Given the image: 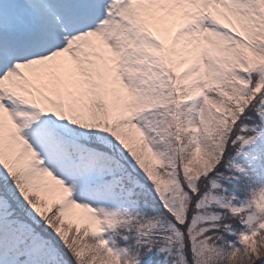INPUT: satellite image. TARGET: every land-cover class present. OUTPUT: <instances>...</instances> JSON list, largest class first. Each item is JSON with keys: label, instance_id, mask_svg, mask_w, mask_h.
<instances>
[{"label": "snow or ice", "instance_id": "obj_1", "mask_svg": "<svg viewBox=\"0 0 264 264\" xmlns=\"http://www.w3.org/2000/svg\"><path fill=\"white\" fill-rule=\"evenodd\" d=\"M0 264H264V0H0Z\"/></svg>", "mask_w": 264, "mask_h": 264}]
</instances>
